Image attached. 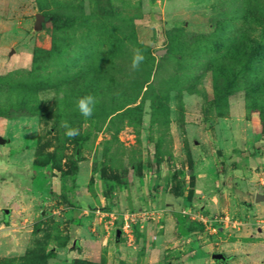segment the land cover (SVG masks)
<instances>
[{"label":"rangeland","instance_id":"obj_1","mask_svg":"<svg viewBox=\"0 0 264 264\" xmlns=\"http://www.w3.org/2000/svg\"><path fill=\"white\" fill-rule=\"evenodd\" d=\"M0 140V264H264V0H0Z\"/></svg>","mask_w":264,"mask_h":264},{"label":"clouds","instance_id":"obj_2","mask_svg":"<svg viewBox=\"0 0 264 264\" xmlns=\"http://www.w3.org/2000/svg\"><path fill=\"white\" fill-rule=\"evenodd\" d=\"M143 60H144V55L142 54L140 49H134L132 62H131L132 68L139 69L140 64L143 62ZM95 105H96V98L91 94L82 96L78 98L76 101L77 110L79 111L80 115L85 118H90L93 115ZM60 127L66 130L65 135L70 138L75 137L79 134V129L72 127L69 121L67 120L62 121Z\"/></svg>","mask_w":264,"mask_h":264},{"label":"built area","instance_id":"obj_3","mask_svg":"<svg viewBox=\"0 0 264 264\" xmlns=\"http://www.w3.org/2000/svg\"><path fill=\"white\" fill-rule=\"evenodd\" d=\"M154 212L155 211L153 207L148 206L146 209H142L139 212L124 213L123 215H121L120 227L117 230H119L120 234L129 235L130 229L133 224H135L138 220H144L148 217H151L152 215H154ZM110 216H112V219H115L117 217L115 215V212L111 213Z\"/></svg>","mask_w":264,"mask_h":264},{"label":"water","instance_id":"obj_4","mask_svg":"<svg viewBox=\"0 0 264 264\" xmlns=\"http://www.w3.org/2000/svg\"><path fill=\"white\" fill-rule=\"evenodd\" d=\"M38 19H40V17L36 16V21H38ZM160 52H163V51H157L156 54H158ZM0 143H2V140H0ZM253 201L255 203L264 202V196L259 195V194H255ZM3 213L7 214L8 211L7 210H3ZM119 234H120L119 230H116L115 231V238H118ZM210 258L212 260H214V261H224L225 260V257L222 254H220V253L211 254Z\"/></svg>","mask_w":264,"mask_h":264},{"label":"crops","instance_id":"obj_5","mask_svg":"<svg viewBox=\"0 0 264 264\" xmlns=\"http://www.w3.org/2000/svg\"><path fill=\"white\" fill-rule=\"evenodd\" d=\"M82 194H84L87 198H88V200H92V198L91 197H89V195H87L85 192H82L80 195H82ZM194 194H197V193H194ZM255 194H259V195H262V196H264L263 194H260V193H257V192H253L252 193V198L254 199V195ZM254 203V202H253ZM259 203H261V204H264V202H259ZM88 204V202H86V204H85V206ZM81 210V209H80Z\"/></svg>","mask_w":264,"mask_h":264}]
</instances>
